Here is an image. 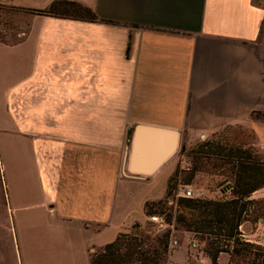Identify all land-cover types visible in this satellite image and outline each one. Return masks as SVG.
I'll use <instances>...</instances> for the list:
<instances>
[{"label":"crops","instance_id":"1","mask_svg":"<svg viewBox=\"0 0 264 264\" xmlns=\"http://www.w3.org/2000/svg\"><path fill=\"white\" fill-rule=\"evenodd\" d=\"M53 1L0 5L43 10ZM64 1L98 21L29 15L18 41L0 43L18 67L2 94L0 132L21 264H89L90 253L144 221L132 218L134 203L143 213L163 198L141 193L172 176L173 156L134 177L135 125L175 130L178 145L240 128L264 151V117H251L264 113V0Z\"/></svg>","mask_w":264,"mask_h":264},{"label":"trees","instance_id":"2","mask_svg":"<svg viewBox=\"0 0 264 264\" xmlns=\"http://www.w3.org/2000/svg\"><path fill=\"white\" fill-rule=\"evenodd\" d=\"M4 8L10 13L98 21L89 8L72 1L55 0L43 10L0 5V9ZM0 43L11 45L15 42L0 37ZM251 117H264V113H253ZM185 150V144L181 142L178 153L184 154ZM188 154L192 168L183 178V184H189L196 173L203 172L219 177L220 193L226 190L228 197L221 200L178 198L166 206L178 176L175 169L166 181L163 199L144 204V216L164 214L168 225L173 222L201 243L203 254L212 264H216L221 255L228 257L227 263L264 264V248L246 242L239 231L244 222L264 223V198H251L254 192L264 189V155L252 147V136L240 128L224 127ZM155 206L161 207L162 211H152L151 207ZM173 207L175 215H172ZM131 228L136 232L118 234L111 243L90 253L89 264H164L170 232L167 230L150 237L139 232L136 223Z\"/></svg>","mask_w":264,"mask_h":264},{"label":"rangeland","instance_id":"3","mask_svg":"<svg viewBox=\"0 0 264 264\" xmlns=\"http://www.w3.org/2000/svg\"><path fill=\"white\" fill-rule=\"evenodd\" d=\"M31 8L39 9L35 7H31ZM28 18H29L28 14L10 13L5 8L0 9V37H2L3 40L8 41L10 43L12 42L14 43L18 41L21 38L22 35L21 33L26 31ZM263 31H264V27H263ZM2 52L3 51L1 50V46H0V127L1 124L3 126V121L5 117L4 114L5 108L3 103L4 101L2 99V94L5 93L7 90H9L11 87V83L15 81L16 78H18L17 62L15 60H10L8 58H5ZM4 138L5 137L0 132V264H21L19 260L18 243L16 237V233L18 232L17 231L13 232L12 230L9 231V227H11L13 221L11 220L12 214L8 210V204L5 196V183L3 181V174H2V170L4 169V166L7 163V159L5 157L6 148H5ZM207 139H209V137L196 138L194 136H191L187 140V142L184 141L186 148L184 154L178 153L180 144L178 145L177 150L172 157V160L174 162L172 168L174 167V171L175 169H177L178 171L175 187L178 184H183L182 181L183 178L187 176V174L192 168L191 158L190 155L188 154L189 150L196 148L197 145L203 143ZM1 164L3 167L2 169H1ZM219 180H220L219 177L209 176L206 173L200 172V173H196L192 181L186 185H189L194 192H197L198 190L201 189L202 195L200 199L221 200L227 198L228 193L226 190H224L225 192L223 194L220 193L222 186H219L217 184ZM165 181H166L165 178L159 177L152 184L147 185V187L145 188L144 192L141 193V195L145 193L144 197L152 200L161 198L165 187ZM173 192L174 190L172 191V196L167 199V202L170 200L172 201ZM162 199L163 198L159 200ZM142 205L143 204L142 203L140 204L139 202L134 203L133 205L134 210L132 211V218L136 222H142L144 219L142 213ZM166 206L169 205L167 204ZM151 208L152 211L155 212L162 211L161 207L155 206ZM164 213L166 214L168 213V211L164 210ZM156 215H160V214H156ZM172 215H175V207H173ZM161 216L164 217V214H161ZM171 224L173 225L170 235L172 239H175L177 241L176 243L177 245L168 249L167 261L180 263L184 261L186 258V254H185L186 247L189 239H191V235L185 233L179 226H177L173 222H171ZM259 224L258 223L251 224L248 222H244L239 227V231L243 236L242 238L244 240H247L246 242L252 244H254V242H261L263 244L261 246L264 248V226L260 227ZM138 225H139L138 231L145 236L151 237L152 235H158L162 233V232H158L155 227H153L151 224L148 223L147 217H145L144 221ZM40 232L41 230L37 229L32 233H40ZM135 232L136 231L130 226L129 228H127L125 233L133 234ZM199 245L201 246V243ZM227 260L228 257L226 255H221L218 258L217 263L226 264ZM233 262L234 264H238L235 261Z\"/></svg>","mask_w":264,"mask_h":264},{"label":"water","instance_id":"4","mask_svg":"<svg viewBox=\"0 0 264 264\" xmlns=\"http://www.w3.org/2000/svg\"><path fill=\"white\" fill-rule=\"evenodd\" d=\"M179 134L135 125L133 127L127 168L134 177L150 176L172 157L178 147Z\"/></svg>","mask_w":264,"mask_h":264},{"label":"built area","instance_id":"5","mask_svg":"<svg viewBox=\"0 0 264 264\" xmlns=\"http://www.w3.org/2000/svg\"><path fill=\"white\" fill-rule=\"evenodd\" d=\"M264 155V151L262 152ZM202 193L201 189L198 190L197 192H194L192 188H190L189 185L186 184H178L173 192V200H176L178 198H186V199H200ZM167 204L170 206L172 205V201H168ZM147 221L149 224H151L153 227L156 228L158 232H164V231H172V225H168L165 222V219L161 215H149L147 217ZM188 234V233H187ZM189 235V234H188ZM247 241V240H246ZM177 241L175 239H172L171 235L169 238V243H168V249L171 247L176 246ZM255 245L261 246V242H254ZM186 258L182 262H173V261H166L164 264H212L209 259L203 254L201 250V246L197 241L194 239H189L186 247ZM264 254V251H263ZM216 264H218L216 262ZM226 264H234V263H227Z\"/></svg>","mask_w":264,"mask_h":264}]
</instances>
